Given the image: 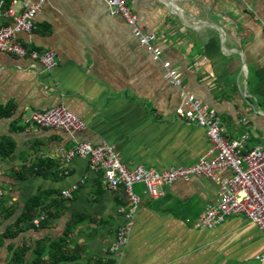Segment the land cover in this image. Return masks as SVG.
Segmentation results:
<instances>
[{
  "label": "crops",
  "instance_id": "crops-1",
  "mask_svg": "<svg viewBox=\"0 0 264 264\" xmlns=\"http://www.w3.org/2000/svg\"><path fill=\"white\" fill-rule=\"evenodd\" d=\"M24 0L16 2L15 14ZM33 1V0H27ZM148 32L160 60L138 44L131 28L110 16L102 0H50L35 18V31L20 34L24 48L55 53L47 72L28 59L0 52V140L13 153L0 162V192L10 196L11 226L32 198L48 208L38 229H28L0 248V264L9 246L31 248L63 241L68 264H264V232L243 215L213 229L197 227L208 204H215L231 169L213 178L193 177L163 187L157 199L143 184L128 245L111 254L117 231L127 221L119 215L132 206L124 188L108 190L102 172L86 160H59L57 151L74 142L114 146L127 169L137 165L162 172L207 158L206 130L175 117L179 89L165 77L163 62L180 74L182 89L201 100L222 120L226 136H249L245 153L264 146V0H128ZM11 20L0 18V27ZM63 107L85 125L73 136L24 124L38 111ZM40 161L51 162L54 169ZM66 172L67 175H63ZM76 187L71 200L60 193ZM27 260L32 263L30 255ZM47 260V259H45Z\"/></svg>",
  "mask_w": 264,
  "mask_h": 264
},
{
  "label": "built area",
  "instance_id": "built-area-1",
  "mask_svg": "<svg viewBox=\"0 0 264 264\" xmlns=\"http://www.w3.org/2000/svg\"><path fill=\"white\" fill-rule=\"evenodd\" d=\"M50 0L21 1L18 15L15 14L16 2L8 6L0 0V18L11 20V25L0 27V52L18 59H28L49 72L55 67V53L51 50L38 51L27 49L16 42L20 34L30 35L35 31V18L42 7ZM109 9L110 16L122 19L130 28L138 44L151 53L154 61L160 60V50L154 46L156 36L148 32L137 15L128 5V0H102ZM165 77L179 89L180 106L175 117L194 127L206 130L211 147L207 158L200 159L188 167H172L158 172L135 166L127 169L121 162L114 146L101 144L92 147L88 144L74 142L71 150L59 149V160L65 163L75 158L86 160L91 170L102 172L103 185L108 190L124 188L127 192L131 210L119 211L127 224L120 226L116 240L111 247V254L119 255L129 243L133 216L141 198L133 194L132 189L143 184L145 193L154 199L163 195V187L177 181H190L193 177L213 178L219 169H231L232 176L222 181L215 204H208L200 216L197 227L213 229L232 216L243 215L264 232V146H255L245 153V144L249 136L232 139L226 136V128L221 118L208 108L201 100L182 89V80L178 71L169 62L162 63ZM24 124H32L41 129L58 130L73 136L85 129L84 123L63 107L33 112L27 119L22 116ZM63 175H67L66 172ZM77 188L72 187L60 193L64 200H71ZM46 219L44 213L32 221L38 227ZM264 261V253L258 257Z\"/></svg>",
  "mask_w": 264,
  "mask_h": 264
},
{
  "label": "trees",
  "instance_id": "trees-1",
  "mask_svg": "<svg viewBox=\"0 0 264 264\" xmlns=\"http://www.w3.org/2000/svg\"><path fill=\"white\" fill-rule=\"evenodd\" d=\"M0 108V118L8 116V111ZM13 153V145L11 143H6L4 140H0V162L7 161ZM50 166L52 170L54 165L51 162L40 161L36 165V171L38 173L40 169L44 166ZM11 195H5L0 192V226L2 222L13 219L15 215V207L13 204L8 205L10 202ZM48 208L42 207L41 200L39 198L30 199L24 206L22 212L15 218L13 224L4 229L0 234V248L3 246L5 241H12L20 233L28 229H38L43 226L48 215ZM40 213H44L46 219L38 227L32 225V221L37 218ZM63 241L60 240L56 243L44 244V242H37L31 248L23 246L22 248L13 249L9 246L8 252L9 256L5 264H68L69 259L63 256ZM30 255L32 258V263L27 260V256ZM47 259V260H45Z\"/></svg>",
  "mask_w": 264,
  "mask_h": 264
}]
</instances>
